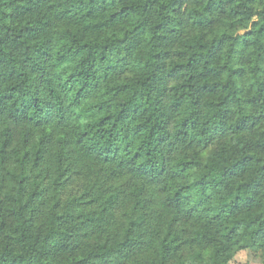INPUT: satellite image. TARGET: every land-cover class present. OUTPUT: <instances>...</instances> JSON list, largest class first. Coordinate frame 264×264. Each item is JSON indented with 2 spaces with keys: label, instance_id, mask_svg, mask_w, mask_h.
Instances as JSON below:
<instances>
[{
  "label": "clouds",
  "instance_id": "9594fccd",
  "mask_svg": "<svg viewBox=\"0 0 264 264\" xmlns=\"http://www.w3.org/2000/svg\"><path fill=\"white\" fill-rule=\"evenodd\" d=\"M26 2L0 0V95L15 92V107L21 101L25 105L21 124L9 120L12 109L0 103V133L11 136L20 126L30 134L42 133L44 125L53 135L62 129L70 132L75 123L72 94L54 71L55 59L42 63L29 43L34 37L13 22ZM143 4L148 6L139 13L140 27L123 41H104L107 49H92L90 61L97 70L115 65L116 76L125 69L131 73L129 102L117 96L110 103L116 111L125 109L122 118L137 110L135 118L145 129L140 152L149 154L139 167L126 155L123 145L137 139L131 120L113 128L107 143L100 141L103 134L75 148L72 141L68 163L73 167L86 151L97 161L107 157L100 169V190L112 195L107 211H97L92 219L85 215L87 222L81 224L76 219L80 213L69 211L71 206L46 212L36 200L25 208L23 202L11 206L0 198V225L9 229L5 235L0 227V264H75L78 252L85 264H234L241 254L245 264H264V217L255 231L249 216L237 220L233 217L240 213L227 210L237 185L255 175L258 160L264 162V144L258 143L264 140V0H185L175 12L171 0ZM40 15L50 28L52 14ZM162 19L157 32L151 26ZM29 21L37 22L33 16ZM43 35L47 39L51 33ZM156 52L159 57L151 59ZM177 64L181 66L173 70ZM6 80L15 87L3 89ZM114 147L120 148L118 155ZM250 155L253 160H243ZM182 161H192L197 169L208 165L204 180L227 207H200L208 197L181 172ZM232 172L237 179L229 178ZM178 174L182 184L167 183ZM185 184L189 187L181 197L169 199ZM258 205L264 207V192ZM57 215L62 219H53ZM25 221L21 233L14 226ZM64 246L71 251L66 254Z\"/></svg>",
  "mask_w": 264,
  "mask_h": 264
},
{
  "label": "trees",
  "instance_id": "16d2710c",
  "mask_svg": "<svg viewBox=\"0 0 264 264\" xmlns=\"http://www.w3.org/2000/svg\"><path fill=\"white\" fill-rule=\"evenodd\" d=\"M67 5V6H65ZM143 5V6H141ZM147 4L143 0H27L19 5L16 17L13 22L19 24L21 33L31 34L34 39L29 43L36 49L42 63L48 59H55L54 71L63 81L64 85L72 94L73 117L75 121L71 125L70 132L63 129L52 134V129L44 125V131H32L20 126L11 135L8 132L0 133V198L8 201L9 205L15 206L23 202L27 208L33 200L42 205L44 211L56 212L61 204L71 206L80 213L76 217L81 224L86 223L85 215L89 219L94 217L97 211H107L108 202L112 195L107 191L101 192L100 175L101 167L106 164L105 159L97 161L95 157L86 151L73 167L68 163V149L72 141V147L85 144L86 141L95 140L100 134V141L107 143L112 137L113 128H118L125 120H131L137 136L134 144L123 145L126 155L135 159L137 166L143 162L144 156L140 152L143 143L142 137L145 129L142 122L135 118L137 110L133 108L132 113L124 116L125 109L119 111L113 109L112 101L119 97L123 103L129 102L128 90L131 85L128 79L131 73L125 69L119 76L113 75L115 65L106 64L103 70H97L95 64L90 61L92 49H107L108 44L104 41H123L129 32L136 31L140 27L139 13ZM173 12L177 8L185 6V0H171ZM41 12L50 13L53 16L51 27L49 20L40 15ZM36 18V24H31L29 17ZM58 17V19H57ZM164 21L154 24L151 27L159 32ZM44 25V28H41ZM172 31H176L173 29ZM50 32L49 38L45 39L43 33ZM251 35V32L246 33ZM147 37V32L145 31ZM75 38V39H74ZM155 39V37H152ZM159 57V52L153 54L151 59ZM145 60L150 59L145 56ZM100 61L105 57L100 55ZM181 65H174L173 70ZM35 71V68H34ZM207 79V78H205ZM3 89L14 88L11 81H4ZM206 87V85H205ZM0 103L5 108H11L8 119L13 123H23L25 107L23 101L17 109L15 92H6L0 95ZM35 105L28 108V117L34 113ZM146 111V110H143ZM245 126L246 121L242 122ZM123 134L121 130L120 135ZM71 137V139L69 138ZM161 140L159 136L153 137ZM264 144V140L258 141ZM91 148V145H89ZM7 150V155L5 151ZM109 149L106 148L107 152ZM114 154H119L120 148L112 149ZM202 159L207 156L202 154ZM254 157L246 156L244 161H251ZM5 162H7L5 167ZM185 165L181 172L187 177L191 184L198 185L203 189V195L208 199L200 205L201 208H216L222 204L227 207L226 202L216 199L213 185L204 180V168L197 169L192 161H182ZM259 167L251 179L237 185V192L233 193L234 202L227 207L230 215L240 213L234 219H243L246 215L250 217L249 223L252 229L260 230L257 223L264 217V207L258 205V198L264 192V162H259ZM192 165V167H189ZM160 175H164V169H160ZM230 179H237L236 173H229ZM43 177V179H41ZM45 182H47L45 184ZM168 184H182V177L178 174L175 177L167 178ZM217 185L216 187H218ZM189 185H183L179 190L169 194V199L176 200ZM54 193L61 194V199H55ZM54 201V202H52ZM195 207V204H193ZM53 219L59 221L62 216H55ZM98 219V217L96 218ZM31 216L27 217V221ZM18 222L14 227L21 233L26 231V224ZM7 235V226L0 225ZM16 235V233H13ZM87 237V233H84ZM167 235V228H165ZM102 247V246H101ZM62 250L67 254L71 250L64 246ZM205 255H208L206 252ZM15 264V262H14ZM75 264H85L84 257L79 252L75 256Z\"/></svg>",
  "mask_w": 264,
  "mask_h": 264
},
{
  "label": "rangeland",
  "instance_id": "374dc122",
  "mask_svg": "<svg viewBox=\"0 0 264 264\" xmlns=\"http://www.w3.org/2000/svg\"><path fill=\"white\" fill-rule=\"evenodd\" d=\"M234 264H245L243 254L239 255Z\"/></svg>",
  "mask_w": 264,
  "mask_h": 264
}]
</instances>
